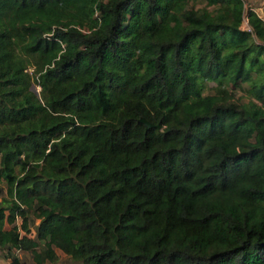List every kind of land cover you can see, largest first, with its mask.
<instances>
[{"label":"trees","instance_id":"16d2710c","mask_svg":"<svg viewBox=\"0 0 264 264\" xmlns=\"http://www.w3.org/2000/svg\"><path fill=\"white\" fill-rule=\"evenodd\" d=\"M0 178L10 264H264V21L243 0H0Z\"/></svg>","mask_w":264,"mask_h":264},{"label":"rangeland","instance_id":"374dc122","mask_svg":"<svg viewBox=\"0 0 264 264\" xmlns=\"http://www.w3.org/2000/svg\"><path fill=\"white\" fill-rule=\"evenodd\" d=\"M28 71L30 72L31 69L29 68ZM214 86L215 84L213 82H207L206 87L204 89L205 94L214 93ZM245 88H247L246 84H242L241 87H232L229 86L228 90L230 93H232V96L234 99L240 101V102H247L248 96L246 92L244 91ZM31 90L38 93L40 91V87L36 84H32ZM6 196V185L2 178H0V201ZM16 223L20 224L21 219L17 218ZM37 223V220L35 221ZM7 228H9V225H7ZM31 228L34 229V225H31ZM33 234V232H32ZM33 236V235H32ZM57 252V259L55 262H45L44 264H72L70 258L61 252L60 250H56ZM5 252L0 249V259L1 263H4L8 258L4 256ZM15 255L18 257L20 264H34L32 260V256L29 252H15ZM10 260V259H9Z\"/></svg>","mask_w":264,"mask_h":264},{"label":"crops","instance_id":"0c3cea01","mask_svg":"<svg viewBox=\"0 0 264 264\" xmlns=\"http://www.w3.org/2000/svg\"><path fill=\"white\" fill-rule=\"evenodd\" d=\"M246 10L255 12L264 21V0H243ZM10 260L7 259L4 263L0 264H10Z\"/></svg>","mask_w":264,"mask_h":264},{"label":"water","instance_id":"95a60500","mask_svg":"<svg viewBox=\"0 0 264 264\" xmlns=\"http://www.w3.org/2000/svg\"><path fill=\"white\" fill-rule=\"evenodd\" d=\"M138 121L140 122V123H142L144 126H145V129L146 130H149V129H152V128H154V127H156V128H159L160 127V125L159 124H153L152 122H150V121H148L147 119H145L144 117H140L139 119H138Z\"/></svg>","mask_w":264,"mask_h":264},{"label":"built area","instance_id":"2783aa9c","mask_svg":"<svg viewBox=\"0 0 264 264\" xmlns=\"http://www.w3.org/2000/svg\"><path fill=\"white\" fill-rule=\"evenodd\" d=\"M242 27H243V29H246V30H249V29H250L246 17H245L244 20H243Z\"/></svg>","mask_w":264,"mask_h":264}]
</instances>
